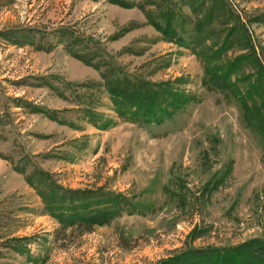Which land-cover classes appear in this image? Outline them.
<instances>
[{
  "label": "rangeland",
  "instance_id": "374dc122",
  "mask_svg": "<svg viewBox=\"0 0 264 264\" xmlns=\"http://www.w3.org/2000/svg\"><path fill=\"white\" fill-rule=\"evenodd\" d=\"M228 2L264 65V24L251 21L264 11V0ZM182 9L193 17L187 2ZM130 22L139 25L109 39ZM62 26L76 32L73 48L81 56L105 48L138 77L184 76L181 87L198 101L162 124L116 118L98 71L68 54L64 43L72 37L60 42L55 30ZM16 29L20 41L10 33ZM0 31V264H156L186 247L264 239L263 139L246 126L233 97L202 83L203 65L191 49L157 40L160 34L140 7L108 0H0ZM127 46L134 51L119 53ZM238 53L234 47L227 56ZM17 98L59 109L81 129L19 107ZM82 106L115 124L93 127ZM14 166H25L26 173L42 168L69 188L104 185L123 192L135 198L136 211L89 231L63 229ZM193 228L202 232L189 239ZM23 246L27 253H20Z\"/></svg>",
  "mask_w": 264,
  "mask_h": 264
},
{
  "label": "trees",
  "instance_id": "16d2710c",
  "mask_svg": "<svg viewBox=\"0 0 264 264\" xmlns=\"http://www.w3.org/2000/svg\"><path fill=\"white\" fill-rule=\"evenodd\" d=\"M123 8L140 7L147 23L159 34L158 41L175 44L192 50L203 65L202 83L209 89L217 90L233 97L242 110L246 126L264 141V65L262 64L253 39L240 17L235 14L228 0H108ZM144 3L153 2L154 8H145ZM187 2L192 7L193 17L184 13L182 5ZM251 21L264 24V11L253 16ZM192 23L188 30L187 23ZM137 22H130L112 34L114 41L137 27ZM31 37V28L23 29ZM62 38H70L64 47L73 58L98 71L104 90L113 106L115 117L143 126L162 124L185 109L198 97L181 87L186 82L184 76L164 81H152L138 77L126 71L106 51H95L85 58L74 50L76 32L69 26L56 29ZM4 32L0 31L3 35ZM14 41L18 39L20 29L10 32ZM240 53L227 56L232 48ZM48 51V49H46ZM134 51L131 46L122 48L119 53ZM78 84V83H77ZM89 82L81 85H88ZM19 107H28L30 111L42 113L47 118L67 124L74 129L81 126L59 116L61 110L17 98ZM78 109V108H77ZM87 123L101 130L115 124L114 118H107L91 106H82ZM86 143L82 144L84 147ZM51 157V153L44 154ZM43 155V156H44ZM264 158V146L263 154ZM24 174L26 183L40 197L43 210L52 216L63 229L77 227L89 231L95 226L109 224L123 214L131 215L136 209L135 198L104 185L93 188H69L55 181L51 174L39 167L26 173L25 166H14ZM218 181L212 183L217 187ZM176 196V193L172 194ZM199 228H193L189 239L201 234ZM20 253H27V248H19ZM156 264H264V239L252 237L231 246L186 247L183 250L161 259Z\"/></svg>",
  "mask_w": 264,
  "mask_h": 264
}]
</instances>
